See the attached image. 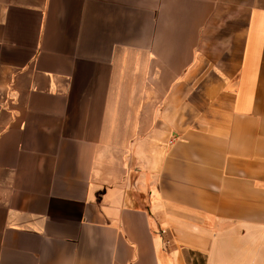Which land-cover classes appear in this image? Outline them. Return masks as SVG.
I'll return each instance as SVG.
<instances>
[{"label": "crops", "instance_id": "1", "mask_svg": "<svg viewBox=\"0 0 264 264\" xmlns=\"http://www.w3.org/2000/svg\"><path fill=\"white\" fill-rule=\"evenodd\" d=\"M0 264H264V0H0Z\"/></svg>", "mask_w": 264, "mask_h": 264}]
</instances>
